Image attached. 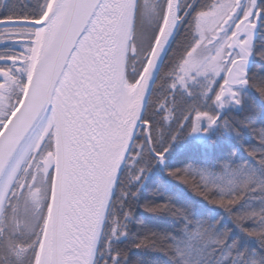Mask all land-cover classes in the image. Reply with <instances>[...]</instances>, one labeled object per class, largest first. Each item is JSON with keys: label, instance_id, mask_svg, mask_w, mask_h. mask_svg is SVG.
I'll use <instances>...</instances> for the list:
<instances>
[{"label": "snow or ice", "instance_id": "snow-or-ice-1", "mask_svg": "<svg viewBox=\"0 0 264 264\" xmlns=\"http://www.w3.org/2000/svg\"><path fill=\"white\" fill-rule=\"evenodd\" d=\"M0 13V264H146L133 249L264 264V0H0ZM247 106L259 126L237 118ZM213 132L255 164L233 150L168 165L180 138ZM157 167L223 215L141 204ZM137 206L175 227L134 233Z\"/></svg>", "mask_w": 264, "mask_h": 264}, {"label": "trees", "instance_id": "trees-1", "mask_svg": "<svg viewBox=\"0 0 264 264\" xmlns=\"http://www.w3.org/2000/svg\"><path fill=\"white\" fill-rule=\"evenodd\" d=\"M5 2H8V0H5ZM180 31H182V28L178 31L170 49L175 46V41L179 38ZM262 36H264V27H258V44ZM257 63H260L258 57L254 58L252 67L253 71L255 70V64ZM237 118L245 121L255 120L256 126H259L260 123L258 117H253L250 106H247L243 112L237 114ZM243 136L246 143H255L247 129L244 130ZM233 150L237 151L238 157L247 159L251 163L255 164L254 161H251V158L244 150L240 141L232 137L218 135L215 132L211 133L209 137H197L195 135L183 136L175 142L170 149L167 163L171 167H181L188 163H201L204 161L214 163L216 160L226 157ZM149 181H146L145 186L141 189V204L145 201L160 202L166 197H172L173 201L177 204H192L193 207L202 214L211 215L212 217L223 215L222 209L211 205L201 197L196 196L187 186L168 177L163 170L159 169V167L153 169V172L150 174ZM158 184L161 186V191L159 194H156L153 189ZM135 212L136 222L132 225L134 233L141 230V225L138 223L139 220H143L145 225L148 227H151L152 225L154 229L157 230L172 231L175 227L174 219L166 213H152L139 206L136 207ZM223 224L233 228L232 237L240 236L242 247L257 246L255 240L240 234L239 231L233 227L231 221L228 220L227 217H225ZM132 251L136 255H143L146 264H167L168 262V256L163 251L140 249H133Z\"/></svg>", "mask_w": 264, "mask_h": 264}, {"label": "water", "instance_id": "water-1", "mask_svg": "<svg viewBox=\"0 0 264 264\" xmlns=\"http://www.w3.org/2000/svg\"><path fill=\"white\" fill-rule=\"evenodd\" d=\"M178 30H179V29H178ZM257 31H258V29H257ZM175 37H176V36L173 37V41H174ZM172 43H173V42H172ZM172 43L169 45V48L171 47Z\"/></svg>", "mask_w": 264, "mask_h": 264}, {"label": "rangeland", "instance_id": "rangeland-1", "mask_svg": "<svg viewBox=\"0 0 264 264\" xmlns=\"http://www.w3.org/2000/svg\"><path fill=\"white\" fill-rule=\"evenodd\" d=\"M180 30V29H179ZM198 137V136H197ZM160 170H163V169H161V168H159ZM151 228H154L152 225H151Z\"/></svg>", "mask_w": 264, "mask_h": 264}]
</instances>
